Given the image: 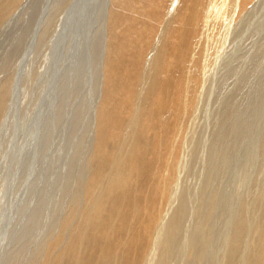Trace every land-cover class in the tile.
Here are the masks:
<instances>
[{"label":"rangeland","instance_id":"rangeland-1","mask_svg":"<svg viewBox=\"0 0 264 264\" xmlns=\"http://www.w3.org/2000/svg\"><path fill=\"white\" fill-rule=\"evenodd\" d=\"M43 1H22L0 28V88H6L0 117V264H42L61 223L69 220L62 233H70L87 202L83 181L93 164L106 0H89L83 12L78 0H59L64 11H54L58 13L48 12L47 6L40 9ZM258 14L257 22L263 19V13ZM256 33L251 53L244 47V34L239 60L226 58L224 77L210 82V92L203 94L189 124L190 162L180 171L172 203L179 204L185 188L183 220L187 218L182 220L179 251L169 264L227 263L229 230L240 210L251 224L247 230L253 231L246 232V245H240L238 264L245 263L253 247L257 231L252 226L264 216V29ZM252 53L257 55L256 67L248 70V77ZM233 68L244 77L234 80L238 72ZM219 128L226 132L221 131L222 142L212 151Z\"/></svg>","mask_w":264,"mask_h":264},{"label":"bare ground","instance_id":"bare-ground-1","mask_svg":"<svg viewBox=\"0 0 264 264\" xmlns=\"http://www.w3.org/2000/svg\"><path fill=\"white\" fill-rule=\"evenodd\" d=\"M22 1L27 0H0V28L10 13L21 8ZM49 1L44 0L40 9H63L59 0L48 6ZM87 2L78 0L80 12L88 7ZM106 5L93 164L83 181L87 202L70 233L63 234L69 220L61 223L64 231L60 229L51 240L42 264H150L153 257V264H169L183 237L182 220L187 215L185 188L178 196L179 204L172 207V203L180 171L190 162L189 124L203 94L210 90V82L224 77L226 58L241 57L237 51L243 47V35L247 34L244 47L251 53L256 31L264 29V0H106ZM260 12L263 19L257 22ZM254 56L252 53L248 59L246 76L255 66ZM233 69L238 72H230L236 80L239 71ZM5 89L0 88V117ZM221 131L226 132L225 128L214 132L210 150L221 144ZM239 212L232 218V244L224 264H238L240 245L252 229L247 230V220ZM252 227L257 236L247 260H243L264 264V216Z\"/></svg>","mask_w":264,"mask_h":264}]
</instances>
